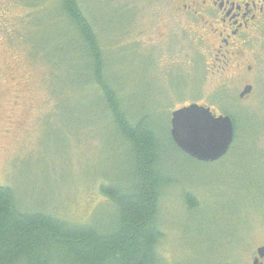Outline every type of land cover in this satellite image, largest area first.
I'll use <instances>...</instances> for the list:
<instances>
[{"label": "rangeland", "instance_id": "rangeland-1", "mask_svg": "<svg viewBox=\"0 0 264 264\" xmlns=\"http://www.w3.org/2000/svg\"><path fill=\"white\" fill-rule=\"evenodd\" d=\"M54 1L32 26L24 18L36 10L0 0V186L14 191L22 211L87 224L109 212L100 187L124 176L126 159L101 95L78 76L82 61H70L68 40L56 38L63 31ZM177 1L78 0L122 108L152 113L166 132L172 113L191 104L230 111L239 126L240 146L224 161L176 153L165 164L174 186L159 203L158 264H221L224 253L247 263L264 245V47L255 49L254 77L231 75L232 64L220 72L215 52L176 16ZM25 34L30 45L19 39ZM53 54L65 63L53 66ZM247 84L252 93L241 99ZM185 192L199 202L194 210Z\"/></svg>", "mask_w": 264, "mask_h": 264}, {"label": "trees", "instance_id": "trees-1", "mask_svg": "<svg viewBox=\"0 0 264 264\" xmlns=\"http://www.w3.org/2000/svg\"><path fill=\"white\" fill-rule=\"evenodd\" d=\"M18 1L36 10L24 18L36 26L44 12L41 7L49 0ZM51 8L63 31L56 38L68 40L73 54L69 60L82 61L78 76L92 92L101 95L99 103L110 114L107 128L112 127L113 136L122 141L118 149L125 153L126 172L119 180L108 177V184L100 187L111 208L105 217L94 216L87 224L45 211H22L14 191L0 186V264H158L157 249L165 237L159 203L163 191L174 186L164 166L176 153L189 157L173 143L170 128L166 132L152 113H131L122 108L120 95L107 81L104 46L78 0H56ZM19 39L30 45L26 34ZM53 55V66L65 63ZM224 115L233 120L235 139L220 161L233 155L241 143L235 117L225 109ZM183 197L189 210L198 207L194 195L185 192Z\"/></svg>", "mask_w": 264, "mask_h": 264}, {"label": "flooded vegetation", "instance_id": "flooded-vegetation-1", "mask_svg": "<svg viewBox=\"0 0 264 264\" xmlns=\"http://www.w3.org/2000/svg\"><path fill=\"white\" fill-rule=\"evenodd\" d=\"M174 11L215 52L217 62L222 63L220 72L232 64L233 76L242 74L243 79L245 72L253 74L258 65L255 49L264 47V0H178ZM241 260L230 253L221 264H264V245L251 253L247 263Z\"/></svg>", "mask_w": 264, "mask_h": 264}, {"label": "water", "instance_id": "water-1", "mask_svg": "<svg viewBox=\"0 0 264 264\" xmlns=\"http://www.w3.org/2000/svg\"><path fill=\"white\" fill-rule=\"evenodd\" d=\"M253 88L246 86L243 99ZM170 136L175 146L200 163H215L227 156L235 139L233 120L217 116L209 107L191 104L174 111L170 120Z\"/></svg>", "mask_w": 264, "mask_h": 264}, {"label": "bare ground", "instance_id": "bare-ground-1", "mask_svg": "<svg viewBox=\"0 0 264 264\" xmlns=\"http://www.w3.org/2000/svg\"><path fill=\"white\" fill-rule=\"evenodd\" d=\"M203 106V105H202Z\"/></svg>", "mask_w": 264, "mask_h": 264}]
</instances>
